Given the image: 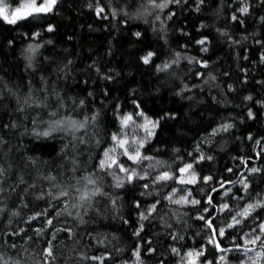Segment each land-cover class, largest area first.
<instances>
[{"label": "trees", "instance_id": "16d2710c", "mask_svg": "<svg viewBox=\"0 0 264 264\" xmlns=\"http://www.w3.org/2000/svg\"><path fill=\"white\" fill-rule=\"evenodd\" d=\"M22 2L26 0H6L9 11ZM197 2L181 0L161 10L148 0H60L53 13L35 19L15 25L0 19V166L5 169L0 177V255L9 264H45L42 253L49 241L55 259L49 258L48 264H101L90 257L102 258L103 264H138L137 249L140 264H177L187 250L203 251L199 261L215 264L222 252L209 242L213 236L205 220L212 221L221 247L243 246L244 252L257 248L242 243L264 220V209L236 227L228 225L264 193V21L260 19L264 2L204 0L199 10ZM245 5L249 13L241 15L238 9ZM97 6L105 9L99 17ZM170 13L174 15L168 19ZM233 14L244 23L233 21ZM49 25L54 31H47ZM205 38V45L197 43ZM29 45L36 49L34 54L26 51ZM149 52L154 56L145 64L142 58ZM176 53H180L178 64L157 70L171 63ZM29 96V103L43 104L25 105ZM249 96L251 100L245 99ZM249 110L254 118H249ZM123 114L133 117L126 127L120 122ZM69 115L78 121L88 118L86 128L75 133V141L64 132L35 135L52 120ZM144 117L159 121L152 136L141 127ZM224 124L233 127L224 131ZM114 134L134 136L133 151L144 141L139 150L152 159L137 164L138 170L149 177L168 172L173 179L144 178L115 187L108 173L97 167L103 153L113 147ZM201 154L212 159L199 160ZM118 159L132 165L123 154ZM189 163L197 182L181 184L176 179L179 169ZM252 168L260 171L252 173ZM89 174L107 194L93 197L90 207L73 208L79 201L71 195L51 204L46 195L37 198L58 191L54 184L69 188L70 193V185L83 188L81 178ZM49 175L56 179H44ZM207 176L212 179L204 182ZM244 179L246 190L240 183ZM226 182L228 186L213 191ZM189 192V200L199 204L177 205L167 199ZM65 202L73 214L57 216ZM154 203L156 211L141 220V212L147 214ZM223 204L229 209L221 210ZM45 210L46 216L31 219ZM37 229L44 231L38 234ZM55 229H70L71 236ZM220 229L224 236L218 234ZM259 235L264 240V233ZM260 249L264 252V247Z\"/></svg>", "mask_w": 264, "mask_h": 264}, {"label": "snow or ice", "instance_id": "6c2138e0", "mask_svg": "<svg viewBox=\"0 0 264 264\" xmlns=\"http://www.w3.org/2000/svg\"><path fill=\"white\" fill-rule=\"evenodd\" d=\"M60 2V0H26V2H22L21 5L19 7H15L14 9H12L11 11H9V5H7L6 0H0V19L4 20L6 23L11 24V25H15L17 24L18 21H23V20H28L29 18L35 19L40 17L41 15H47L50 13H53L54 10L56 9V6L58 5V3ZM98 2V0H97ZM261 2H264V0H261ZM148 3L151 5V7L153 8H157V9H164L166 8L169 4H180L181 0H161V2H157V0H148ZM204 3V0H198L197 2V10H199V7L201 4ZM92 5L89 4V7H91ZM96 15L99 17L101 16L102 13H104L105 9L103 7L97 6L96 9ZM238 12L241 15H246L249 13V6L245 5L244 7H241L238 9ZM127 15V13H125ZM113 17H115L116 12L113 11L112 12ZM172 15H174V13H170L168 15V19H171ZM104 19H107V16L103 17ZM156 19L159 20L160 17L156 16ZM231 19L233 21H239L240 24H243L244 21L242 19H240L236 14H233ZM260 19L262 21H264V17H260ZM47 31L52 32L54 31V27L49 25L47 28ZM36 35H39V33H36ZM135 36L140 37L141 33L140 32H136ZM198 44L200 45H205L207 43L206 38L205 39H201L199 41H197ZM257 43H259V41H257ZM203 51H207V48L204 47L202 49ZM28 52L31 53H35L36 49L33 48L32 45H29L28 49L26 50ZM154 56V53L149 52L146 56H144L143 62L145 64H149L152 60V57ZM27 59L29 60V66L31 67V60L32 57L28 56ZM179 59H180V53H176V58L174 60L171 61V63H165L162 66H157V70L158 71H164L168 68L171 67L172 64H178L179 63ZM186 59L189 60V62H192V58H187ZM262 60H264V56L261 57ZM71 63V62H69ZM202 64L203 67H207V62H200ZM110 79V77H108ZM213 80L215 79V77H211ZM31 97L29 96L28 98H25V100L23 101V103L29 107H31L32 105H36L37 107L40 106V104H43V101H41L40 103H37L36 100H31V103H29ZM245 99L247 100H251L252 97H246ZM19 102V100H18ZM264 103V102H262ZM79 104L82 106L84 104V101L81 100L79 102ZM45 107H47V105H44ZM61 107H63V104L61 103L60 105ZM137 107H139V105H137ZM24 108L21 107L20 111H23ZM50 115L52 117L57 116V112H51ZM138 115L140 116H144L143 112H139ZM248 116L249 118H254L253 113L249 110L248 112ZM92 121L96 120V116H93ZM133 119L132 115H126L121 119V124L123 126H127L129 121H131ZM145 119V123L143 125H141V127H143L145 129V131L148 132L149 136L154 135V129L155 127L158 125L159 121H152L150 119H148L147 117H144ZM35 123V121H34ZM88 123V118L86 117L84 121H78L74 118H72L70 115L66 116L62 119H55L52 120L51 122H49L48 124V128L44 131H39V132H35V135L37 136H43V137H49L53 132H64L66 134H70L71 138L73 141H75L77 139L75 133L79 132L82 129L86 128V125ZM15 126V125H13ZM149 126H151V130L149 129ZM5 127H7V125H5ZM233 125L232 124H224L222 126V129L224 131L229 130L230 128H232ZM249 139H251V137H249ZM80 143H84V139L83 137L79 138ZM112 140L117 142V145L120 148H123V155H126L128 157L129 160L133 161L134 163H140L142 160H149L152 159L151 157L148 156H142L141 152H140V148L144 147V141H140L139 142V147L134 151V153H129V150L127 147H125L129 141L127 139H122L119 138L117 135H113L112 136ZM0 143H3V138L0 137ZM257 143H260L259 141H257ZM65 148L67 147V145L64 146ZM75 147V145H74ZM63 151V149H62ZM116 151V148L113 147L107 151H105L103 153V158L100 159L99 164H98V169L100 171H104V172H108L112 177L113 180L115 181V187L117 188H122L125 184V182L127 183H132L137 179H144L145 177L140 175V173H138L136 171V169H129L127 167H125L122 163L119 162V160L117 158H115L113 155H111L110 153H114ZM204 159H208L211 160L212 157L208 156L205 157L203 154L200 155L199 160H204ZM199 162V161H197ZM31 163L33 165L36 164L35 160H31ZM73 164H76L75 159H73ZM115 167V169L118 170L119 173H125L126 176L125 177H121L120 175H118V173L116 171H112L110 172L109 170L113 169ZM193 169V164L189 163L187 165H185V167L180 168L179 171L180 173H188L190 170ZM73 172L76 171V167H73L72 169ZM229 171H231V169H229ZM252 173L258 172L260 171V169L257 168H252L249 170ZM5 174V169L3 168V166H0V177H3ZM93 174H89L87 176H83L81 179L83 181H85L83 188H79L76 187L75 185H70V188L72 189V192L70 193L69 188H61L59 185H53L54 188L59 189L56 192L53 191H48L47 193H42L40 196H38V199H43L44 196H48L51 199L49 200V203L51 204L52 200H66V198H69L70 195L73 196L76 200L79 201L78 204H73L72 207L73 208H79V207H83L85 204H87L89 207L91 206V201L92 198L97 196V195H107L106 193H102L100 187L96 186L97 185V181L95 179L92 178ZM44 179L48 180V181H54L56 178L54 176H46L44 177ZM173 179V176L168 173L165 172L160 176H157L155 178V181H161V180H170ZM212 179V177L207 176V177H203V181L204 182H208ZM21 182H23L22 178H21ZM80 181L77 180V183H79ZM197 182V175L194 171L191 172L190 177L188 179H184L183 177H181L179 179V183L181 184H195ZM240 183L243 184L245 190L248 188V183L246 181V179L241 180ZM91 185L92 187L89 188L88 186ZM143 187L147 188L148 185L144 184ZM221 187H223V184H221ZM0 191H2V189H0ZM213 191H216V189H213ZM175 194V190H173V195ZM227 191L225 192V195H227ZM191 196V192L188 193L187 196H181L179 199H175L173 200L172 195H169L167 197V199L174 204L177 205H184V204H188L191 203L193 205H197L200 203L199 200H189L188 197ZM242 198V197H241ZM112 205L115 206L116 205V201L112 200L111 201ZM158 203V202H157ZM208 203L211 204V197H209ZM137 207H140L139 204H137ZM156 207L157 205L154 203L150 206L149 209H147V214H145L144 212H141L140 214V219L141 220H147L149 218V216L151 215V213L156 211ZM224 209H229V205L228 204H223L221 206V210ZM257 209H264V199L262 200H257L255 203H248L246 205V207H244L242 210H240L239 212L236 213V215H234L232 217V223L228 225L229 228H233L236 227L238 225H240L244 219H247L249 217H252V214L255 213L257 211ZM0 211H3V209H0ZM205 212L208 211V209L204 210ZM61 214H67L69 216H71L73 213L68 211V204L65 202V207L64 209H62L61 211H58L56 213L57 216H60ZM13 215H16V213H13ZM41 215H47V210H45L42 213H37L36 216L31 217V219H36L38 216ZM76 215H79V212L76 213ZM239 217V218H238ZM201 220H205L204 216H200L198 217ZM258 218V214L257 217ZM126 222V221H125ZM48 226H52L53 225V220L52 219H48L46 221ZM81 223H83V220H81ZM205 223L207 225V227L212 228V221L211 220H205ZM260 233H264V220H261V222L257 225ZM68 231L69 235L71 236V230L70 229H55V231ZM143 230V224L140 225V230L137 231L136 233H134L135 235L139 236L140 231ZM22 231V230H21ZM38 234H42V232L44 231V229H37L36 230ZM256 229H253V232H255ZM220 236H224L225 232L224 229H220L219 233ZM216 235L215 230H213V236ZM55 238V233H53V239ZM31 239V238H29ZM173 239H177V237L173 236ZM261 239L260 235L255 236V238L250 239V240H246L245 243H251V244H256V242L258 240ZM210 243H213V239L210 238ZM216 248L223 252L225 251V249L221 248L219 243H216ZM12 248H15L16 245L12 244L11 245ZM261 247H264V245H261ZM149 251H154V249H149ZM172 252H177L176 248H172ZM42 255H44L45 258V264H48V260L49 258L51 259H55L54 255H53V251H52V245L51 242L49 241V245L48 247L44 250V253H42ZM136 257H137V261L138 264H140V251L139 249H137L136 253H135ZM188 257H189V261L188 264H197V260L199 257L204 255L203 251H197L195 253L193 252H189L187 253ZM257 257H261L264 256V252H257L256 253ZM89 259L92 260H101V264H103L102 262V258L100 257H90ZM225 258L223 256L220 257V260L223 261ZM0 264H9V260H5L4 257L2 255H0ZM16 264H19V262H16ZM208 264H211V262H208ZM253 264H256V261H253Z\"/></svg>", "mask_w": 264, "mask_h": 264}, {"label": "rangeland", "instance_id": "374dc122", "mask_svg": "<svg viewBox=\"0 0 264 264\" xmlns=\"http://www.w3.org/2000/svg\"><path fill=\"white\" fill-rule=\"evenodd\" d=\"M138 114V113H137ZM127 114H123L120 116V122H121V119L126 116ZM123 126V125H122ZM123 127H126V126H123ZM151 128V127H149ZM119 138H122V139H127L129 141V143L125 146L128 148L129 150V153H134L133 151V147L135 146V141H134V136H130L129 134H124V135H121L119 136ZM113 147L116 148V151L114 153H112L111 155H113L115 158L118 159V155L122 154L124 149L123 148H120L118 145H117V142L114 141V145ZM112 147V148H113ZM125 158L128 159V157L126 155H124ZM143 156V155H142ZM119 160V159H118ZM129 160V159H128ZM132 165H125L123 164L120 160L119 162L122 163L125 167L129 168V169H136V171L138 173H140V175L144 176L145 178H150V180L152 182H157L155 181V178L157 176H160L162 175L163 173L165 172H162V173H159V174H156L154 176H147L145 173L141 172L140 170H138V168L136 167L137 164L139 163H134L133 161L129 160ZM143 161V160H142ZM185 167V166H184ZM110 172L112 171H116L118 173V175H120L121 177H125L126 174L125 173H119L117 169H115V167L111 170H109ZM194 171V169L190 170L188 173H180L179 171V174L177 176V181L179 182V179L181 177H183L184 179H188L190 177V174L191 172ZM195 172V171H194ZM108 173V172H107ZM108 175L111 177V179L113 180V177L108 173ZM161 181H164V180H161ZM114 184H115V181L113 180ZM264 199V193L263 194H260L258 195L251 203H255L257 200H262ZM233 221H231L229 224H231ZM260 234V231L259 229H256L255 232H251L249 233L248 235H245L244 236V240H243V243L242 245L244 246H254V247H257V248H254L253 250L249 251V252H244L243 250L242 251H239V253L237 254H229V252H222L221 255L217 258V262L215 264H253V261H256V264H261V261L262 259H264V256H261V257H257L256 253L257 252H263L260 248H261V245H264V240H258L256 242V244H251V243H245L246 240H250V239H253L255 238V236L259 235ZM189 252H197L195 250H187L184 254H180L179 257H178V263L177 264H188V261H189V257L187 255V253ZM223 256L225 259L223 261L220 260V257ZM200 258V257H199ZM199 258L197 260V264H208V261L207 262H200L199 261Z\"/></svg>", "mask_w": 264, "mask_h": 264}, {"label": "water", "instance_id": "95a60500", "mask_svg": "<svg viewBox=\"0 0 264 264\" xmlns=\"http://www.w3.org/2000/svg\"><path fill=\"white\" fill-rule=\"evenodd\" d=\"M228 183H223V186H226ZM222 187H221V185L220 186H218V187H216V190H219V189H221ZM211 229V232H212V236H213V227L212 228H210ZM213 240H214V243H215V245H216V243H219L218 242V240H217V237H216V235L215 236H213ZM220 245V244H219ZM221 247V246H220ZM221 248H223V249H225V250H231V249H237V250H244V249H246V247H243V246H235V247H228V248H224V247H221ZM219 251V250H218Z\"/></svg>", "mask_w": 264, "mask_h": 264}, {"label": "bare ground", "instance_id": "6f19581e", "mask_svg": "<svg viewBox=\"0 0 264 264\" xmlns=\"http://www.w3.org/2000/svg\"><path fill=\"white\" fill-rule=\"evenodd\" d=\"M226 183H228V182H226ZM228 185H229V183H228L226 186H228ZM223 187H225V186H223ZM223 187H222V188H223Z\"/></svg>", "mask_w": 264, "mask_h": 264}]
</instances>
